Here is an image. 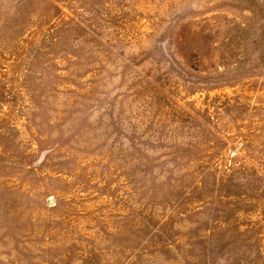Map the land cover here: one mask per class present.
Returning a JSON list of instances; mask_svg holds the SVG:
<instances>
[{
  "label": "rangeland",
  "instance_id": "1",
  "mask_svg": "<svg viewBox=\"0 0 264 264\" xmlns=\"http://www.w3.org/2000/svg\"><path fill=\"white\" fill-rule=\"evenodd\" d=\"M0 264H264V0H0Z\"/></svg>",
  "mask_w": 264,
  "mask_h": 264
}]
</instances>
